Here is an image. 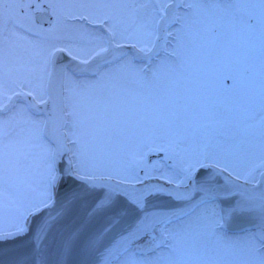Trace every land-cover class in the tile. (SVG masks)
Masks as SVG:
<instances>
[{"label": "snow or ice", "instance_id": "obj_1", "mask_svg": "<svg viewBox=\"0 0 264 264\" xmlns=\"http://www.w3.org/2000/svg\"><path fill=\"white\" fill-rule=\"evenodd\" d=\"M0 264H264V0H0Z\"/></svg>", "mask_w": 264, "mask_h": 264}, {"label": "water", "instance_id": "obj_2", "mask_svg": "<svg viewBox=\"0 0 264 264\" xmlns=\"http://www.w3.org/2000/svg\"><path fill=\"white\" fill-rule=\"evenodd\" d=\"M156 203L159 204L160 206H165L171 202L170 201H157Z\"/></svg>", "mask_w": 264, "mask_h": 264}, {"label": "flooded vegetation", "instance_id": "obj_3", "mask_svg": "<svg viewBox=\"0 0 264 264\" xmlns=\"http://www.w3.org/2000/svg\"><path fill=\"white\" fill-rule=\"evenodd\" d=\"M230 82V81H229Z\"/></svg>", "mask_w": 264, "mask_h": 264}, {"label": "rangeland", "instance_id": "obj_4", "mask_svg": "<svg viewBox=\"0 0 264 264\" xmlns=\"http://www.w3.org/2000/svg\"><path fill=\"white\" fill-rule=\"evenodd\" d=\"M230 83V82H229Z\"/></svg>", "mask_w": 264, "mask_h": 264}]
</instances>
